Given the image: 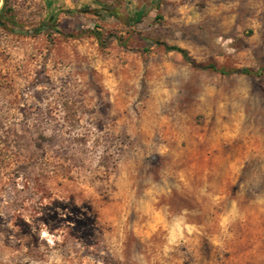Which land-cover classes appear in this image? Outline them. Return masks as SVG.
I'll return each instance as SVG.
<instances>
[{"label":"rangeland","instance_id":"obj_1","mask_svg":"<svg viewBox=\"0 0 264 264\" xmlns=\"http://www.w3.org/2000/svg\"><path fill=\"white\" fill-rule=\"evenodd\" d=\"M9 4L0 264H264V0Z\"/></svg>","mask_w":264,"mask_h":264},{"label":"trees","instance_id":"obj_2","mask_svg":"<svg viewBox=\"0 0 264 264\" xmlns=\"http://www.w3.org/2000/svg\"><path fill=\"white\" fill-rule=\"evenodd\" d=\"M112 15L118 16L117 15V11L112 10ZM56 16L57 15H53L50 20L48 21H43L40 26H38L37 28L34 29V32H41L43 29H47V28H53L55 29V22H56ZM19 20H18V16H17V12H16V8L14 7V5L9 4V0H5L4 4L2 5L1 9H0V28H2L3 30L7 31V32H15L16 31V27L19 25ZM91 34L95 35L98 39H101V36L98 32H96V30H94L93 28H89V30ZM24 33H31L32 31L29 30H24ZM172 49L178 50L179 52H181L184 57L186 59H188L189 61L192 62V64L196 67H202V68H212L215 70H218L222 73H233V72H238V73H244L247 75H258L259 73H262L261 70H256L255 68L252 67H242V68H234V69H226L224 67L221 66H217L215 64H199L197 63L189 54V51L185 48L179 47V46H171Z\"/></svg>","mask_w":264,"mask_h":264},{"label":"crops","instance_id":"obj_3","mask_svg":"<svg viewBox=\"0 0 264 264\" xmlns=\"http://www.w3.org/2000/svg\"><path fill=\"white\" fill-rule=\"evenodd\" d=\"M45 3L49 9V18H51L53 15L79 14L84 6L90 9L98 7L101 0H45Z\"/></svg>","mask_w":264,"mask_h":264},{"label":"clouds","instance_id":"obj_4","mask_svg":"<svg viewBox=\"0 0 264 264\" xmlns=\"http://www.w3.org/2000/svg\"><path fill=\"white\" fill-rule=\"evenodd\" d=\"M5 255V257H6V254H4Z\"/></svg>","mask_w":264,"mask_h":264}]
</instances>
